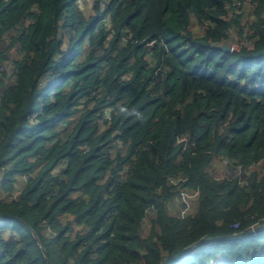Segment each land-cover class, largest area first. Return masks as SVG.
I'll use <instances>...</instances> for the list:
<instances>
[{
    "label": "trees",
    "instance_id": "1",
    "mask_svg": "<svg viewBox=\"0 0 264 264\" xmlns=\"http://www.w3.org/2000/svg\"><path fill=\"white\" fill-rule=\"evenodd\" d=\"M88 4L0 0V264H264V0Z\"/></svg>",
    "mask_w": 264,
    "mask_h": 264
},
{
    "label": "rangeland",
    "instance_id": "2",
    "mask_svg": "<svg viewBox=\"0 0 264 264\" xmlns=\"http://www.w3.org/2000/svg\"><path fill=\"white\" fill-rule=\"evenodd\" d=\"M89 1V4L88 5H86V9H87V11H88V13H90L91 14V12H92V9H91V7H90V5L92 6V3L95 1V0H88ZM89 8V9H88ZM246 14L244 15L243 14V17H244V22H246L248 19H249V13H250V8L249 9H247L246 8ZM193 31L195 32V33H202L203 31L200 29V27L199 26H195L194 28H193ZM233 39H235V38H233ZM239 39H240V37H237L235 40H234V42H231V43H228V48L229 49H231V48H233V47H236V46H238L240 43H238L237 41H239ZM13 54V53H12ZM16 58V57H15ZM8 68H6V66L4 67V73H6V74H12L13 73V70H11V68L9 69V65L7 66ZM81 103H83L84 104V101H82ZM218 165L214 168V171L211 173V175H212V177L215 179V180H220V181H223V180H226V177H225V173H226V175H228L229 174V176L231 177V178H233V177H235L236 175L237 176H239V177H242V179H243V176H244V173H246V172H238V171H236V170H234V173H236V174H234V173H230L229 171H230V169H229V167L227 166V165H225L223 162H218L217 163ZM235 175V176H234ZM236 176V177H237ZM27 180H28V177L26 178H24L23 177V179L22 180H20L19 181V184H18V187H20L19 189H17L16 191H15V193L14 194H10V195H7L6 193H4V191L0 188V199L2 200V199H4V198H11V199H15V198H17L20 194H21V190H22V187H23V185H26V183H27ZM244 180V179H243ZM188 197H189V200L187 201V199H184L182 196H181V194L180 195H178L177 196V199H178V202H179V208L182 210L183 208H185L186 210L188 209V207H190L189 209H190V212H192V210H193V208H194V201H196L197 199H198V196L197 195H195V194H191V195H187ZM186 198V197H185ZM173 208H171L170 207V213L171 214H173V213H176L175 211V209L174 210H172ZM183 212V211H182ZM177 214H178V212H177ZM149 228L146 226L145 227V229H144V232L145 233H147V230H148ZM144 235V234H143ZM145 236V235H144Z\"/></svg>",
    "mask_w": 264,
    "mask_h": 264
},
{
    "label": "water",
    "instance_id": "3",
    "mask_svg": "<svg viewBox=\"0 0 264 264\" xmlns=\"http://www.w3.org/2000/svg\"><path fill=\"white\" fill-rule=\"evenodd\" d=\"M3 220V217L0 216V221ZM264 231V223L262 225H260L258 228H256L255 230L249 231L245 236H250L256 232H263ZM236 238H240V236H236ZM217 240L216 238H212V237H205L203 238L200 242L196 243L195 245H193L192 247L178 253L175 257H173L172 259H170L166 264H171L173 263L175 260L179 259L181 256H184L186 254L191 253L192 251L199 249L201 247H203L204 245H207L213 241Z\"/></svg>",
    "mask_w": 264,
    "mask_h": 264
},
{
    "label": "crops",
    "instance_id": "4",
    "mask_svg": "<svg viewBox=\"0 0 264 264\" xmlns=\"http://www.w3.org/2000/svg\"><path fill=\"white\" fill-rule=\"evenodd\" d=\"M231 174L232 173H234V171L233 170H230L229 171ZM234 174H236V173H234ZM235 176V175H234ZM237 176V175H236ZM235 176V177H236ZM248 176H249V173H244V176H243V179H246V178H248ZM225 177H226V179H228V180H232V179H234L235 177H233V178H231L230 176H229V174L228 175H226V173H225ZM242 178V177H241ZM218 181H220V180H218ZM185 194V193H184ZM185 199H187V201L189 200V197L187 196V194H185ZM197 201V200H196ZM170 207L171 208H173L172 210H176L175 212L176 213H173V214H177V212L179 211V202H178V199H177V197L175 198V200L173 201V203H171V204H169V209H170ZM190 207H188V210L186 211L187 213H188V211H190V209H189ZM180 211H181V213H182V210L180 209Z\"/></svg>",
    "mask_w": 264,
    "mask_h": 264
},
{
    "label": "built area",
    "instance_id": "5",
    "mask_svg": "<svg viewBox=\"0 0 264 264\" xmlns=\"http://www.w3.org/2000/svg\"><path fill=\"white\" fill-rule=\"evenodd\" d=\"M230 50H231V51H238V50H239V47L236 46V47L231 48ZM106 117H107L108 120H111V117L108 116V114L106 115ZM181 196L185 199V194H184V193H182ZM187 210H188V209H187ZM187 210H186L185 208H183V209H182V211H183L182 213H186ZM234 228H235V229H238V228H239V225H238V224H237V225H234ZM252 230H255V228H252L251 231H252Z\"/></svg>",
    "mask_w": 264,
    "mask_h": 264
}]
</instances>
